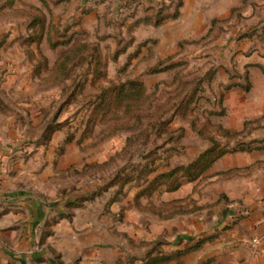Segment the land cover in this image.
<instances>
[{"label": "rangeland", "instance_id": "rangeland-1", "mask_svg": "<svg viewBox=\"0 0 264 264\" xmlns=\"http://www.w3.org/2000/svg\"><path fill=\"white\" fill-rule=\"evenodd\" d=\"M257 152L264 0H0V264L258 255L216 212L264 158L215 166Z\"/></svg>", "mask_w": 264, "mask_h": 264}, {"label": "crops", "instance_id": "crops-1", "mask_svg": "<svg viewBox=\"0 0 264 264\" xmlns=\"http://www.w3.org/2000/svg\"><path fill=\"white\" fill-rule=\"evenodd\" d=\"M264 158V153L257 152L249 155L236 154L225 155L219 161L215 163L218 170L221 168L236 167L242 165H250L256 160ZM239 189H228L227 194L230 199H241L244 205H223L219 212H216V216L221 217L218 221L219 227L226 228L229 225V218L236 214V211H243L241 221L229 233H225V236L230 238H236L243 240L254 236L258 232L264 233V169H261L256 174L250 177H243L239 180ZM2 192V191H1ZM0 192V193H1ZM222 210L225 213L222 214ZM196 227L200 230L204 229V224L201 222ZM242 259L241 248L233 253V264H240V261L246 264H264V244L258 255H252L250 251L244 249ZM246 258V259H245Z\"/></svg>", "mask_w": 264, "mask_h": 264}, {"label": "built area", "instance_id": "built-area-1", "mask_svg": "<svg viewBox=\"0 0 264 264\" xmlns=\"http://www.w3.org/2000/svg\"><path fill=\"white\" fill-rule=\"evenodd\" d=\"M264 238V236H262V237H255L254 239H253V245L255 246V247H257L259 244H260V242H261V240Z\"/></svg>", "mask_w": 264, "mask_h": 264}, {"label": "trees", "instance_id": "trees-1", "mask_svg": "<svg viewBox=\"0 0 264 264\" xmlns=\"http://www.w3.org/2000/svg\"><path fill=\"white\" fill-rule=\"evenodd\" d=\"M210 151H211V150H210ZM205 155H207V154H205ZM219 156L221 157L222 154L219 155ZM219 156H217V157L219 158ZM217 157H216V158H217ZM216 158H215V159H216ZM215 159H214V160H215ZM212 161H213V159H212L211 161H209L207 164H205V167H206V166H209V165L211 164ZM235 170H239V169H235ZM161 176L163 177V175H161ZM164 176H165V175H164ZM164 258H165V257H164ZM166 258H167V257H166ZM161 259H163V257H162Z\"/></svg>", "mask_w": 264, "mask_h": 264}]
</instances>
